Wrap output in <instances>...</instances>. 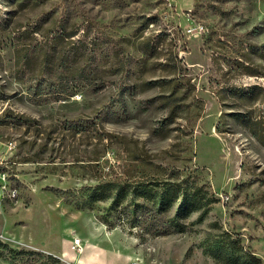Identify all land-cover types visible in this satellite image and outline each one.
Segmentation results:
<instances>
[{"label": "rangeland", "instance_id": "374dc122", "mask_svg": "<svg viewBox=\"0 0 264 264\" xmlns=\"http://www.w3.org/2000/svg\"><path fill=\"white\" fill-rule=\"evenodd\" d=\"M173 168L201 187L183 232L75 205ZM0 241V264H264V0H0Z\"/></svg>", "mask_w": 264, "mask_h": 264}, {"label": "trees", "instance_id": "16d2710c", "mask_svg": "<svg viewBox=\"0 0 264 264\" xmlns=\"http://www.w3.org/2000/svg\"><path fill=\"white\" fill-rule=\"evenodd\" d=\"M183 170L173 168L170 178L162 185H157L150 179L137 182L106 181L95 186H89L87 193L76 192L77 208H93L97 202H110L100 220L109 227L127 223L130 228H141L151 235H162L172 232H183L186 229L190 214L201 208L199 194L201 187L190 175H182ZM211 199H208V205ZM176 208L174 209V207ZM5 248L6 244L0 241ZM215 254L228 264H248L242 255H237L234 247L225 250L209 247ZM232 249L228 251V249ZM243 251V250H242ZM255 258L253 254L249 256ZM10 264H68L52 253L41 250L9 248L6 255ZM256 259V258H255Z\"/></svg>", "mask_w": 264, "mask_h": 264}, {"label": "built area", "instance_id": "2783aa9c", "mask_svg": "<svg viewBox=\"0 0 264 264\" xmlns=\"http://www.w3.org/2000/svg\"><path fill=\"white\" fill-rule=\"evenodd\" d=\"M73 248L74 249H77L79 251H82L83 244H82V240H81L80 237H74V240H73Z\"/></svg>", "mask_w": 264, "mask_h": 264}]
</instances>
